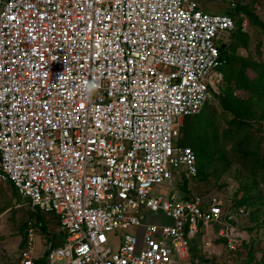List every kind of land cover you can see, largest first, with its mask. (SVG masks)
Here are the masks:
<instances>
[{"label": "built area", "instance_id": "built-area-1", "mask_svg": "<svg viewBox=\"0 0 264 264\" xmlns=\"http://www.w3.org/2000/svg\"><path fill=\"white\" fill-rule=\"evenodd\" d=\"M235 28L199 0H0V186L64 234L39 255L29 221L19 264H193L203 228L204 246L239 249L242 208L155 190L198 173L178 126L212 97ZM131 225L142 235L114 249L108 232Z\"/></svg>", "mask_w": 264, "mask_h": 264}, {"label": "rangeland", "instance_id": "rangeland-1", "mask_svg": "<svg viewBox=\"0 0 264 264\" xmlns=\"http://www.w3.org/2000/svg\"><path fill=\"white\" fill-rule=\"evenodd\" d=\"M199 2L204 10L210 12H226L227 7L231 6L230 0H199ZM243 6L248 9L240 12L243 13L242 20L247 21L241 35L246 41L245 45H238L234 60H239L240 56L247 58L242 63L238 61L237 65H245V74L253 80L264 76L262 75L264 72V0L248 1ZM234 9L236 10V6ZM230 35L232 37V33ZM228 37V32L223 34L224 41H227ZM226 67L222 68L223 76L219 71L214 73L215 93L212 92L209 102L198 113L185 117L183 124L178 127L183 142L196 149L199 148L201 172L195 177L187 178L189 192L222 198L224 207L227 209L235 207L238 211L242 208L243 211L234 221L240 232L241 242L236 251L224 248L219 238L214 239L212 247H206L203 244L202 234L205 233L203 228L201 233L192 240L191 253L195 260L193 264H264V116L262 113L258 117L256 114H250L249 117H245L249 120L248 124L240 122V125L236 122L234 126L229 125L234 114L229 110L225 111L221 105L223 87L226 82L232 81L231 85L238 96L243 97L248 91L235 87L234 73L228 65ZM224 70H227L226 73ZM258 108L262 109L259 105ZM208 112L216 117L211 118L212 124L200 118L201 113L207 115ZM243 118L241 117L240 120ZM231 127L239 129L232 135H225L226 129L230 130ZM200 128L204 131V136H202L203 132L200 134ZM248 129L252 132L246 136ZM202 146L204 150L200 151ZM184 179L183 175L180 178L183 186L186 181ZM155 190L164 195H170L176 191L181 194L185 192L182 187L173 188L165 184L155 186ZM27 200V197L22 196L11 181H2L0 186V264H19L23 233L29 221H32L36 227L37 254H42L46 248L63 239L57 214L41 209L33 210L29 207ZM217 228L218 226L215 225L214 229L217 230ZM125 232H133L141 236L143 230L139 226L131 225L109 231V244L114 249L121 242Z\"/></svg>", "mask_w": 264, "mask_h": 264}, {"label": "trees", "instance_id": "trees-1", "mask_svg": "<svg viewBox=\"0 0 264 264\" xmlns=\"http://www.w3.org/2000/svg\"><path fill=\"white\" fill-rule=\"evenodd\" d=\"M236 6H237V4H236ZM241 10L245 12L248 9L244 6H241V8L238 11V16L235 13V15H236V28L231 31L232 35L234 36L232 39V42H230V43L223 42L220 44L222 63L218 66V70L222 72V76H223L224 73H223L222 68L224 66L226 67V65H228L231 68V72L234 73L233 82L235 83V87L237 86V88L247 89V91H248L245 93V95L243 97L238 96L237 93L234 92V89L232 87L233 85H231L232 81L230 83L226 82L225 86L223 87L224 94L221 96V98H222V104L221 105H223V108L225 111L229 110V111L233 112V114H234L233 118H231V120H230V124H229L230 126H234L236 122L239 124H240V122L248 124L249 120L245 119V117L246 118L249 117L250 114H256V116L258 117V115H260L262 113V115L264 116V76H259L256 79L250 80L248 78V76L245 74V65H240V66L237 65V64H239V63H237L238 61L242 63V61L247 60V58L240 56L239 60H234V58L236 57L235 52L237 50L238 45H240V44L245 45V41H246V39L243 36H241V35H243V28H242L243 27L242 26V19L243 18H242V15L240 13V12H242ZM239 15H240V17H239ZM226 69H227V67H226ZM226 71L227 70H224L225 73H226ZM262 75H264V72L262 73ZM230 80H231V78H230ZM212 90H213V93H215V90L214 89H212ZM257 91H260V92H257ZM209 100L207 101V103L209 102ZM258 105L262 107L261 110H259ZM241 117H244V118L240 120ZM200 118L202 119V121H208L209 123L212 124L211 118H216V117L212 116L208 112L207 115H204V113H201ZM214 121L217 122V120H214ZM240 125H239V127H241ZM200 129H201L200 134L203 132L202 136H204L205 135L204 131L202 130V128H200ZM237 129H239V128L231 127L230 130H229V128H227L225 131V135H232L234 132L237 131ZM250 132H252L251 129H248L246 131V136ZM180 142L184 143L182 136L180 137ZM194 149H195L196 154H197V161H198L197 162V165H198L197 175H199L201 172V170H200L201 165L199 164L200 163L199 162L200 157H199V153H198L199 148L197 147V149H196L194 147ZM203 150L204 149L202 146V148H200V151H203ZM187 187H188V181L186 179L184 186H182L183 191H185L184 195L189 193V189ZM63 239H64V234H63ZM63 239H62V241H63ZM62 241L59 243H62ZM59 243H57V244H59ZM57 244H55V245H57ZM192 261H195L193 257H192Z\"/></svg>", "mask_w": 264, "mask_h": 264}, {"label": "crops", "instance_id": "crops-1", "mask_svg": "<svg viewBox=\"0 0 264 264\" xmlns=\"http://www.w3.org/2000/svg\"><path fill=\"white\" fill-rule=\"evenodd\" d=\"M237 1V0H236ZM236 1H234V0H230V3H232V2H236ZM248 1H252V0H239L238 1V3H236L237 4V6H236V10H234V8L232 7V6H228L227 7V9H226V12H229V11H233L234 13H236L237 14V16H238V11H239V9L241 8V6H243L244 4L246 5L247 4V2ZM236 11V12H235ZM241 15L243 16V13H241ZM239 17H240V15H239ZM243 29H245V27H242ZM231 33H228V35H229V37H228V40L226 41H224L223 39H221L220 40V43H223V42H225V43H230V42H232V39H233V35H232V37H231V35H230ZM23 237H24V233H23ZM21 244H22V242H21ZM22 246V245H21Z\"/></svg>", "mask_w": 264, "mask_h": 264}, {"label": "water", "instance_id": "water-1", "mask_svg": "<svg viewBox=\"0 0 264 264\" xmlns=\"http://www.w3.org/2000/svg\"><path fill=\"white\" fill-rule=\"evenodd\" d=\"M26 239H27V230L24 231V237H23V240H22V244L25 243Z\"/></svg>", "mask_w": 264, "mask_h": 264}]
</instances>
